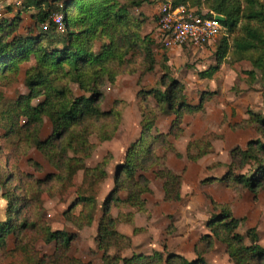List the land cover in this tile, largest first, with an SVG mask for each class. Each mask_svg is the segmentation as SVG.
Segmentation results:
<instances>
[{"label":"trees","instance_id":"16d2710c","mask_svg":"<svg viewBox=\"0 0 264 264\" xmlns=\"http://www.w3.org/2000/svg\"><path fill=\"white\" fill-rule=\"evenodd\" d=\"M6 0H0L4 2ZM151 0H26L18 4L14 18L0 17V90L19 82L21 66L28 64L24 74L27 95L15 101H4L0 91V187L6 203L5 220L0 222V264H92L71 256L76 234L54 231L43 219L41 195L47 191L50 197L66 194L73 186L77 174L84 170L93 184L108 177L106 168L113 156L109 154L94 168L86 166L99 142L114 139L119 130L121 112L117 105L104 111L103 87L115 84L124 74H134L133 65L142 61L143 73H152L157 61L155 41L143 33L144 20L132 11ZM173 8L185 7L194 15L213 19L225 17L220 22L223 32L217 42L214 56L216 66L199 73L201 79L212 78L223 63L232 66L248 62L252 70L241 71L245 81L252 86L258 74L264 83V0H171ZM9 5L7 12H13ZM203 8L207 11L203 12ZM31 9L36 33H21L23 14ZM63 17L64 28L54 21ZM161 45V42L159 43ZM162 46V45H161ZM166 51V50H165ZM76 82L84 93L76 96L70 87ZM164 89V90H163ZM141 109L140 137L128 147L124 160L114 176L113 188L103 203L97 242L105 253L106 264H207L202 255L187 260L176 254L166 257L160 252L152 255L135 254L131 258L109 256L111 249L124 252L132 247V240L117 231V223L133 221V215H112L117 209L132 208L146 211L144 196L151 193L147 174L153 168L165 181V199H182V177L164 164L165 157L156 151L163 148L167 153L181 154L171 138L183 135V117L199 110L187 103L183 84L166 73L157 87L139 92ZM157 102L156 108L148 105L150 97ZM211 94H203L204 104ZM42 99L38 105L34 102ZM162 109L175 119L167 134H152L156 113ZM51 121L52 132L40 139L44 119ZM25 120L22 123V120ZM252 130L257 136L248 142L246 149L236 148L231 153L232 164L221 178L208 177L203 183H222L238 196L251 193L258 196L264 191V115L248 112V118L233 127ZM212 136V135H208ZM35 147L56 171L45 179H37L20 169L21 157ZM188 153L189 161L196 162L205 154V143L195 145ZM36 171L39 163L28 160ZM125 193L122 198L121 194ZM81 206L77 215L73 211ZM214 213L206 226L210 233L201 238L205 249L218 241L227 248L232 264H264V247L259 243L256 230L247 235L239 233L243 220L233 216L228 204L214 203ZM96 210L95 198L82 194L63 213L64 219L78 229L92 225ZM42 238L53 245L51 254H41L37 242ZM249 240V242H247ZM205 250V251H206ZM11 263H6L7 260Z\"/></svg>","mask_w":264,"mask_h":264},{"label":"rangeland","instance_id":"374dc122","mask_svg":"<svg viewBox=\"0 0 264 264\" xmlns=\"http://www.w3.org/2000/svg\"><path fill=\"white\" fill-rule=\"evenodd\" d=\"M23 1L26 0H6L0 4V11H6L10 4L14 5L16 2L21 5ZM169 1L151 0L152 3H147L143 7L132 11L135 17L144 20L143 33L151 35V38L155 41L153 47L157 61L155 70L152 73H143L144 66L139 59L132 66L133 69H137L136 73L124 74L117 79L115 84H106L103 87L104 99L101 102V108L104 111H109L115 106V102H120L117 108L121 112V123L112 141L99 142L96 137L91 139V142L97 147L92 157L86 160V166L94 168L110 154L113 159L110 160V164L106 168L108 177L102 182L93 184L92 178H88L86 172L82 170L77 174L73 186L66 194L58 193L50 197L47 191H44L45 193L41 195L43 219L54 231L63 230L76 234L77 238L70 255L85 263H107L104 258L105 253L99 248L97 242L99 223L103 214V203L113 188L116 170L124 160L128 147L141 134L142 117L141 109H139V92L142 89L150 90L157 87V84L166 73H169L170 77L179 80L183 84L187 103L199 110L194 113H186L182 124L183 135L177 140L171 138V142L181 154V157L178 158L174 153H167L163 148H158L156 151L160 157H165L164 164L166 167L182 177V199L178 202L167 201L165 199V181L156 175L155 168L150 170L147 177L150 180L151 193L144 196L146 211L137 212L136 209L132 208L117 209L113 207L112 209V215L115 219H118L120 214L133 215L134 218L131 223L119 221L117 223V231L132 240V247L124 252H119L114 248L108 252V255L131 258L135 254L152 255L155 252H160L164 257L168 254H176L191 260L196 258L197 254H200L207 264H232L226 246L214 241L213 245L206 250L205 243L200 242L204 235L210 233L206 223L215 211L214 203L228 204L232 209L234 218L244 221L239 233L246 236L249 230L254 228L259 234L260 245L264 247V191L260 192L258 196L248 192L238 196L218 181L212 184L203 183L208 177H223L232 164V151L236 148L246 149L248 142L256 138L257 135L252 130H240L233 127L246 120L249 111L264 115V105H242V114L239 115L238 107L233 105L232 101L239 94L245 98L247 94L244 95V93L255 90L257 85L262 86L260 73L257 82L251 88L241 73V71L252 70L248 62H242L235 66L227 62L223 63L222 65L226 67L225 71H234L236 75L233 77L232 85L225 86V83L222 82L220 88L218 84L219 81L221 82L223 73L221 68L212 78L201 79L199 77L200 72L210 68H207V66L211 60L216 62L214 50L217 43L204 47L213 50L205 54L200 51L202 48L193 45H185L172 51H165L159 44L160 32L156 20L161 7ZM205 11L207 10L203 8V12ZM35 13V9L24 13L21 33L27 35L29 31L36 33L34 19L32 18ZM11 18H14V15L9 19ZM202 64L204 65L199 68L198 66ZM28 68V64H23L19 82L6 90H0L4 95L2 104L15 101L20 95L28 94V89L23 83V74ZM213 78L214 80L216 78L214 83L217 85V91L211 90L210 84L206 86L201 82L213 80ZM145 82H147L146 85ZM147 85L154 86L148 88ZM70 87L77 97L84 95L76 82H71ZM222 88L223 93H221ZM205 93L206 95L211 94V96L204 104H201L202 95ZM40 101L42 99L35 101L34 105H38ZM222 102H225L226 105H220ZM148 105L151 108L157 107L154 97L149 98ZM223 106L225 108H222ZM156 117L152 134L169 133L175 116L158 109ZM22 121V123L25 122L24 119ZM51 132V121L45 118L40 139H46L51 135ZM208 135L212 136L208 137ZM204 143L205 154L196 162L189 161L188 153L194 150L191 145L199 148ZM29 159L39 163L42 169L36 171L29 166ZM19 166L22 171L31 173L35 178L41 180L56 172L35 147L21 157ZM0 191L2 193L1 187ZM82 194L91 195L95 198L96 210L92 225L78 229L64 219L63 213ZM125 195V193H122L121 197L124 198ZM81 209V206H78L73 212L78 215ZM36 247L41 254H51L53 252V245L47 244L44 238L37 242ZM11 262L12 260L8 259L6 263Z\"/></svg>","mask_w":264,"mask_h":264},{"label":"built area","instance_id":"2783aa9c","mask_svg":"<svg viewBox=\"0 0 264 264\" xmlns=\"http://www.w3.org/2000/svg\"><path fill=\"white\" fill-rule=\"evenodd\" d=\"M54 21L59 29L64 28L63 17L56 16ZM160 32L159 40L164 50L185 45L204 48L212 46L220 39L223 27L219 21L194 15L185 7L173 8L171 0L164 4L156 20Z\"/></svg>","mask_w":264,"mask_h":264},{"label":"crops","instance_id":"0c3cea01","mask_svg":"<svg viewBox=\"0 0 264 264\" xmlns=\"http://www.w3.org/2000/svg\"><path fill=\"white\" fill-rule=\"evenodd\" d=\"M5 2V1H4ZM4 2H0V4L4 3ZM13 4V3H12ZM16 6H18V2L14 3ZM11 5V4H10ZM14 5L13 7V12H7V11H0V17H11L12 15H14L17 11V7ZM206 12V11H205ZM24 15V14H23ZM178 48H181V47H178ZM176 48V49H178ZM175 49V48H174ZM174 49H170V51L174 50ZM196 49V48H195ZM198 50V49H197ZM200 51L202 53H206L208 51H213L211 50V48H202L200 49ZM215 51V50H214ZM215 59V58H214ZM209 65L207 66L208 67H211V66H214L216 64V62L212 61L208 63ZM204 64L202 65H199L198 67L201 68L200 66H203ZM248 67V65H246ZM246 67V68H247ZM225 66L222 65L221 67V70H223V73H222V78H221V82L219 81V84L218 86L221 88L222 86V82L225 83V86H228V85H232L233 84V77L236 75L234 71H231V70H228V71H225ZM203 69V68H202ZM205 70V69H204ZM233 70V69H232ZM23 77H24V74H23ZM216 80V78H215ZM214 78L213 80H206V81H201L203 82V84H205L206 86L209 85L211 90H215L217 91V85H215L214 83ZM147 82H145V85H146ZM218 83V82H217ZM154 85H147L148 88L152 87ZM215 88V89H214ZM257 88V89H256ZM230 91V90H229ZM228 91V92H229ZM224 90L222 88L221 90V93H223ZM247 94V96L245 98H243L240 94L238 97H234L235 99L232 101L234 104L233 105H237L238 107V113L239 115L242 114V111H241V108H242V105L244 106H248V105H264V83L262 86L260 85H257L255 86V90L253 91H248L246 93H244V95ZM224 100V99H222ZM220 105H226L225 102H222ZM222 108H225V106H223ZM230 108V107H229ZM228 110V108H226ZM230 110V109H229ZM243 117V115H242ZM5 207H6V203L4 201V199L2 198V193L0 191V222L4 221L5 220Z\"/></svg>","mask_w":264,"mask_h":264},{"label":"water","instance_id":"95a60500","mask_svg":"<svg viewBox=\"0 0 264 264\" xmlns=\"http://www.w3.org/2000/svg\"><path fill=\"white\" fill-rule=\"evenodd\" d=\"M215 19H216L217 21H219V22H223V21H225V17H224V16H221V15H216V16H215Z\"/></svg>","mask_w":264,"mask_h":264}]
</instances>
